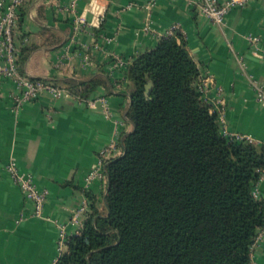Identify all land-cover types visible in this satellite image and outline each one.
I'll list each match as a JSON object with an SVG mask.
<instances>
[{
  "label": "crops",
  "instance_id": "obj_1",
  "mask_svg": "<svg viewBox=\"0 0 264 264\" xmlns=\"http://www.w3.org/2000/svg\"><path fill=\"white\" fill-rule=\"evenodd\" d=\"M78 15L83 22H75ZM174 30L182 33L198 77L210 75L219 87L211 88L209 104L223 133L264 149V105L252 86L253 80H264V0L230 7L220 24L191 0H28L20 10L16 38L23 55L20 72L50 79L97 76L103 84L85 99L41 91L17 108L9 96L11 84H4L0 264H52L60 254L57 224L67 223L74 207L87 199L88 214L92 209L105 213L106 186L84 176L104 145L133 128L126 118L133 57ZM248 35H257L258 42L251 43ZM10 158L48 190L43 217L33 214L32 203L6 171ZM252 191L264 199V177ZM250 264H264V236L252 247Z\"/></svg>",
  "mask_w": 264,
  "mask_h": 264
},
{
  "label": "trees",
  "instance_id": "obj_2",
  "mask_svg": "<svg viewBox=\"0 0 264 264\" xmlns=\"http://www.w3.org/2000/svg\"><path fill=\"white\" fill-rule=\"evenodd\" d=\"M127 73L133 128L105 165V213L92 209L52 264H250L264 224V199L252 193L264 149L223 133L180 31L134 56ZM41 79L82 99L103 84Z\"/></svg>",
  "mask_w": 264,
  "mask_h": 264
},
{
  "label": "built area",
  "instance_id": "obj_3",
  "mask_svg": "<svg viewBox=\"0 0 264 264\" xmlns=\"http://www.w3.org/2000/svg\"><path fill=\"white\" fill-rule=\"evenodd\" d=\"M28 0H0V98L3 93V86L9 82V96L12 101V107L17 108L25 101L35 99L41 91H48L54 97L62 95H72L66 89L59 88L41 78H33L19 70V53L20 49L16 43V38L19 33V18L20 10ZM249 0H191L195 7L204 13L213 23L220 24L224 21L228 9L234 5L242 6ZM75 22H83V17H76ZM248 40L251 43H256L259 40L257 35H248ZM123 60L120 59L119 63ZM255 99L264 105V80L252 81ZM197 87L201 93V97L209 103L211 88L219 90V87L214 84L213 78L210 75L198 77ZM107 114V111H106ZM219 118V116H218ZM121 124V123H120ZM120 127V126H119ZM242 139L243 137H236ZM244 139V138H243ZM122 152L120 140L111 139L104 145L99 153V160L84 176V180L97 178L101 179L107 186L106 163ZM6 171L9 173L12 181L16 183L21 194L33 205V214L38 217H43V205L48 194L46 188L38 187L33 181L32 175L21 171L18 168L16 161L10 158L5 165ZM264 177V168L260 170L259 178ZM253 193V191H252ZM254 195V193H253ZM255 196V195H254ZM256 197V196H255ZM88 200H84L71 210L67 223L57 224V250L61 252L65 243L72 234L81 232L84 221L88 216L90 209ZM68 226L71 231H68ZM264 236V224L258 229L252 247Z\"/></svg>",
  "mask_w": 264,
  "mask_h": 264
},
{
  "label": "water",
  "instance_id": "obj_4",
  "mask_svg": "<svg viewBox=\"0 0 264 264\" xmlns=\"http://www.w3.org/2000/svg\"><path fill=\"white\" fill-rule=\"evenodd\" d=\"M145 81L146 82H145V85H144V92L146 94H149L150 89L152 87V80L149 78L148 74H146V76H145Z\"/></svg>",
  "mask_w": 264,
  "mask_h": 264
}]
</instances>
